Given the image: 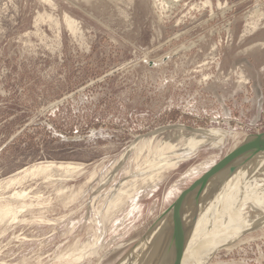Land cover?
<instances>
[{
	"label": "rangeland",
	"instance_id": "374dc122",
	"mask_svg": "<svg viewBox=\"0 0 264 264\" xmlns=\"http://www.w3.org/2000/svg\"><path fill=\"white\" fill-rule=\"evenodd\" d=\"M179 126L228 136L214 147ZM260 133L264 0H0V264L125 262L182 191ZM234 172L206 198L250 206V184L223 192ZM197 204L134 263L185 264L225 209ZM263 205L221 216L207 250L241 235L204 264H264Z\"/></svg>",
	"mask_w": 264,
	"mask_h": 264
},
{
	"label": "bare ground",
	"instance_id": "6f19581e",
	"mask_svg": "<svg viewBox=\"0 0 264 264\" xmlns=\"http://www.w3.org/2000/svg\"><path fill=\"white\" fill-rule=\"evenodd\" d=\"M207 1V0H206ZM207 3V2H206ZM205 5V4H204ZM161 6V5H160ZM159 6V7H160ZM65 22L67 24V26L70 28V30L74 33L77 31V25H76V22L71 20V18H66L65 19ZM77 33V32H76ZM252 48V47H251ZM167 129V128H165ZM172 129L175 130V132H184V133H188L190 135H194V136H197V137H200V139H203V138H207V139H213L210 141V143L213 144L214 147L217 146V143L219 140V138L222 139V137H225V136H228L227 133L225 132H219V131H208V130H196V131H190V130H187L186 127L184 126H179L178 128L177 127H173ZM244 137V136H243ZM242 137V139H243ZM250 138V136H248ZM245 136V138L238 144L236 145L234 148L238 147L246 138H248ZM227 138V137H226ZM248 138V139H249ZM224 142H222L223 144ZM72 168V167H71ZM77 168V167H76ZM234 168V173L233 176H232V179L235 178L234 181H228V182H225V185H222V186H225L224 189H223V192L226 191V189H228L230 186L232 188V193H234L236 190H239L241 189L242 187H244V190H246V186L250 184V206H248V204L242 202V199H240L239 197H237L234 202L235 204H229L227 207H226V198L228 197V194H226L225 196H221V194L219 193V195L217 194V197L216 195H213L212 198H206V195L203 194V192H208L209 191V188L211 187H214L215 185H217L216 183L218 181H220L221 179H223V177L225 176V174L228 172V169H225L223 170L222 172L218 173L217 175H215V177H213L207 184L206 186L204 187V190L201 192V194H203V196L200 194L199 198L198 196L194 195L190 198V200L185 203V205L183 206L182 209H179L177 211V213L172 216L173 214L170 212L168 213L167 215H165L164 217H162L161 219H159V217H157L156 221L158 220V223L155 225V228L154 229H151L141 240L140 242L138 243V245L125 257L126 260L125 262H121L119 264H126L128 260H130L134 255V258L131 260L132 262L129 263V264H135L134 263V260L136 258H138L139 255H142L143 253V250L145 249V247L147 246V244L151 241V239L157 237V235L163 231V229L167 228L168 226H170L171 224L175 223L176 219L179 218V216H181L182 214V218L183 217H186V215H188L189 213V210H191L193 208V206L195 205V202L198 201V204H197V207L199 206L202 207V209L200 211L201 212V216H206L207 213H211L217 209H219L220 207L221 208H225L224 209V212L221 213L220 215H218V217H216V214H210L209 217L210 219L212 217H214L215 219L212 221V222H205L203 223L202 227H205L203 229V232L201 233L200 236H198L197 238L194 237V240H197L199 242V244H194V242L190 243L187 245V247L189 248V250L185 251V253H187L188 255V258L186 259V261L184 262L185 264H204V262L208 259V255L213 251L214 252V249L216 247H226V246H229L231 244H233L237 239H239L238 237L241 235L239 234L238 237H236V233H238V230H236V232H232L231 234H227V233H224V236H223V239L222 241H220L219 243L217 244H212V243H215L214 241L210 242L212 245H210L211 248H209L208 250L206 249V244L209 245V241L210 239L213 237V234L219 230H221L219 228V222L220 220L222 219L221 216L225 215V214H231L232 216H240L241 213H246L247 210L253 208V209H257V204H262L264 203V194H262V202H258L259 200L257 199V196L255 195V193H257L259 191V187L261 186V188H264V151L263 152H260V153H257L255 154L254 156L252 157H247L244 161H242L241 163H236L234 164L233 166ZM50 168H46V170H49ZM78 169V168H77ZM225 179V178H224ZM231 179V180H232ZM263 180L261 183L263 184H260V186H257L258 185V180ZM219 184V183H218ZM222 184V183H221ZM220 186V184H219ZM242 186V187H240ZM240 187V188H239ZM218 188V187H217ZM239 188V189H238ZM222 189V188H221ZM221 189L219 191H221ZM254 189V190H252ZM212 190V189H211ZM214 190V189H213ZM217 190V191H218ZM215 191V190H214ZM218 191V192H219ZM253 191V192H252ZM28 190H20V192H18V190H14V192H12V194H10V198H22V196H26V194H28ZM231 193V195H232ZM216 194V193H214ZM207 195H210V193H207ZM230 195V196H231ZM39 196V195H38ZM37 196V197H38ZM74 196V195H73ZM196 196V197H195ZM202 196V197H201ZM212 196V194L210 195ZM229 196V197H230ZM261 197V196H260ZM41 198V197H40ZM212 199H213V202H212ZM214 203V204H211V202ZM215 201V202H214ZM203 203V204H202ZM205 203V204H204ZM41 204V203H40ZM194 204V205H193ZM193 205V206H192ZM24 206H28V204H24ZM192 206V207H191ZM259 209V208H258ZM24 210H26V208H24ZM111 210V208H110ZM195 211V208L193 209ZM261 211H264V205L261 207V209H259ZM186 212V214L184 215V213ZM192 214L193 212L190 211ZM196 212L197 209H196ZM200 213V212H198ZM197 213V214H198ZM193 216V215H192ZM191 216V217H192ZM197 216V215H196ZM188 218V217H187ZM192 219V218H191ZM35 220V219H34ZM37 220V219H36ZM194 220V219H193ZM192 220V221H193ZM155 221V220H154ZM178 221V220H177ZM189 221V220H188ZM10 222H18V218H16V214H14V216H10V220H8V224H10ZM25 222V220H24ZM23 223V222H22ZM31 223V222H30ZM154 223V222H153ZM178 224V223H177ZM191 224V223H189ZM198 224H201V221H199L197 223ZM259 224L258 226L261 228L264 227V220L263 221H257L256 225ZM176 225V224H175ZM174 225V227H175ZM172 227V226H171ZM170 227V229H171ZM173 228V227H172ZM10 228H8L9 230ZM178 229V228H177ZM247 229V228H246ZM244 229V230H246ZM172 230H170L171 232ZM169 232V233H170ZM2 234H4V230H2ZM180 234V233H179ZM171 235V233H170ZM181 235V234H180ZM187 236H185L184 239H186ZM166 238V237H165ZM177 238V237H176ZM189 238V237H188ZM191 238V237H190ZM18 239V238H17ZM152 239V240H153ZM173 239H175V237H173ZM219 239V238H218ZM156 240V239H155ZM172 240V238H171ZM193 240V239H192ZM193 240V241H194ZM170 241V240H168ZM177 241V240H175ZM183 241V240H182ZM171 242H173V244H176L174 243V241L172 240ZM181 243V242H180ZM153 244V243H152ZM172 245V243H170ZM151 245V244H149ZM166 245V244H165ZM169 245V243H168ZM167 245V246H168ZM154 246V244H153ZM166 248V246H163ZM151 248V247H150ZM158 248V247H157ZM153 249V247H152ZM162 249V248H161ZM157 250V249H155ZM162 251V250H160ZM216 251V250H215ZM147 252V251H146ZM150 253V251H148ZM147 252V254H148ZM159 252V251H158ZM212 252V253H213ZM145 253V252H144ZM152 253V251H151ZM157 253V252H156ZM161 253V252H160ZM155 254V252H154ZM153 254V256H154ZM145 255V254H143ZM151 255V254H150ZM158 255V254H157ZM151 256V257H153ZM159 256V255H158ZM210 256V255H209ZM141 257V256H140ZM139 257V258H140ZM144 257V256H143ZM148 257V256H147ZM211 257V256H210ZM124 258V259H125ZM150 258V257H149ZM205 258H207L206 260H204ZM123 259V260H124ZM151 259V258H150ZM155 259V258H154ZM153 260V258H152ZM151 260V262H152ZM145 261V259H144ZM143 261V262H144ZM156 261V260H155ZM209 261V260H208ZM142 262V261H141ZM140 263V261H139ZM148 263V262H147ZM142 264V263H141ZM144 264V263H143ZM155 264V263H154ZM157 264V263H156ZM206 264V263H205Z\"/></svg>",
	"mask_w": 264,
	"mask_h": 264
},
{
	"label": "water",
	"instance_id": "95a60500",
	"mask_svg": "<svg viewBox=\"0 0 264 264\" xmlns=\"http://www.w3.org/2000/svg\"><path fill=\"white\" fill-rule=\"evenodd\" d=\"M186 128L190 131H196L195 129L188 127ZM248 138H246L238 147L234 148L222 159L216 162L212 167H209V169H207L200 177H198L188 188L182 191L175 201L160 215L159 219L170 212L173 214L172 216H174L179 209L183 208L185 203H187L192 196L196 195L199 198L206 184L218 173L228 168V171H232L234 170V164L239 162L241 163L247 157H252L257 153L264 151V133L251 135L250 138ZM158 220L155 222L152 229L155 228ZM179 257H181L180 254L175 257L176 260Z\"/></svg>",
	"mask_w": 264,
	"mask_h": 264
}]
</instances>
